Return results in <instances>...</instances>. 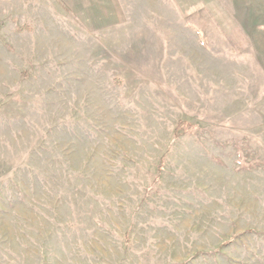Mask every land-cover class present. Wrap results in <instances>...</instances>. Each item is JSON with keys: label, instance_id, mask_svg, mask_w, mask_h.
<instances>
[{"label": "rangeland", "instance_id": "1", "mask_svg": "<svg viewBox=\"0 0 264 264\" xmlns=\"http://www.w3.org/2000/svg\"><path fill=\"white\" fill-rule=\"evenodd\" d=\"M0 264H264V0H0Z\"/></svg>", "mask_w": 264, "mask_h": 264}, {"label": "trees", "instance_id": "2", "mask_svg": "<svg viewBox=\"0 0 264 264\" xmlns=\"http://www.w3.org/2000/svg\"><path fill=\"white\" fill-rule=\"evenodd\" d=\"M193 128V125H190L185 120H181L177 123L175 131L177 132L179 129H183L184 131H190Z\"/></svg>", "mask_w": 264, "mask_h": 264}]
</instances>
